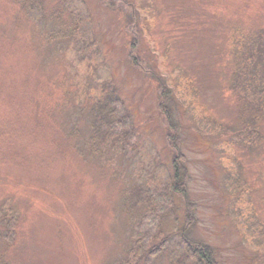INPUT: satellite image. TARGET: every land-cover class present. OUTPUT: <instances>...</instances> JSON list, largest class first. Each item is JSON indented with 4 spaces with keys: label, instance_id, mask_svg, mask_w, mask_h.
Masks as SVG:
<instances>
[{
    "label": "rangeland",
    "instance_id": "rangeland-1",
    "mask_svg": "<svg viewBox=\"0 0 264 264\" xmlns=\"http://www.w3.org/2000/svg\"><path fill=\"white\" fill-rule=\"evenodd\" d=\"M29 1L0 0V218L14 223L0 264H193L188 243L219 264H264V117L250 123L232 89L242 69L251 79L241 42L264 30V0ZM103 87L128 137L97 150ZM178 153L197 206L187 230Z\"/></svg>",
    "mask_w": 264,
    "mask_h": 264
},
{
    "label": "trees",
    "instance_id": "trees-1",
    "mask_svg": "<svg viewBox=\"0 0 264 264\" xmlns=\"http://www.w3.org/2000/svg\"><path fill=\"white\" fill-rule=\"evenodd\" d=\"M118 3H123L124 1ZM22 3L32 5V2L29 0H22ZM35 7V5H34ZM33 6L31 8H34ZM78 26L75 24L74 26ZM250 42H241L242 45L249 47L248 53L245 57V60L248 62L251 70V79H248L246 72L242 69L239 71L238 77L235 75V80L233 81V90L237 91L235 94H238L239 97L245 101L246 107H251L249 121L254 123L257 121V114L264 117V30H259L256 34L250 35ZM167 88V87H166ZM168 89V88H167ZM169 90V89H168ZM163 91H167L163 89ZM169 94V92L167 93ZM168 101V98H167ZM163 102L162 109L164 111V116L168 121V128L170 133V146L176 150L180 151L182 147V140L180 134V128L177 126V118L171 120L176 110L173 107V102ZM161 104V105H162ZM117 102L114 103L112 95L107 92V88L103 87V94L97 99L94 106L93 117L94 120L91 124L92 130V145L91 148L97 149L99 144L108 145L109 143L113 145L117 144L121 139L126 142L127 133L124 131V136L120 135L122 133L121 126H127V121L129 114L122 117V110L118 108ZM175 107L176 104L174 103ZM177 109V107H176ZM249 122L246 123L244 130H240V134L243 136V139L252 138L248 141V147L256 144V135L258 131L252 130ZM246 129V130H245ZM244 131V132H243ZM176 132V133H175ZM250 138V139H251ZM187 157L185 154L178 153L177 156L173 159V170L171 179V192L177 194L183 199L184 207L186 210L185 213V230L191 227L195 221V207L196 204L189 202L191 199L187 193V185L191 182L192 178L185 166ZM235 189L239 190V187H242V183L238 180L234 181ZM157 203V200H156ZM7 220V225H5V219L0 218V229H4L5 232H0L2 236L7 234L9 237L12 236L14 223L13 220H8V215L4 216ZM2 222V223H1ZM6 236V235H5ZM162 242V243H161ZM159 245L154 246L149 250V255L161 254L165 246L168 244V240L161 241ZM142 241H139L141 244ZM146 244L142 243L139 249L142 250V253L145 252ZM188 255L193 264H219L216 256L215 249L210 246H205L202 244H192L188 243ZM135 252V250H133ZM142 255V254H141Z\"/></svg>",
    "mask_w": 264,
    "mask_h": 264
}]
</instances>
